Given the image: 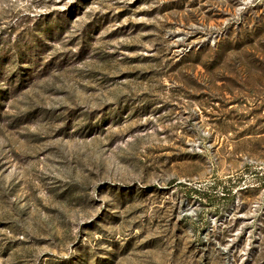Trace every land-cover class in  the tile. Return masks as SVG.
<instances>
[{"label":"rangeland","instance_id":"1","mask_svg":"<svg viewBox=\"0 0 264 264\" xmlns=\"http://www.w3.org/2000/svg\"><path fill=\"white\" fill-rule=\"evenodd\" d=\"M0 264H264V0H0Z\"/></svg>","mask_w":264,"mask_h":264}]
</instances>
